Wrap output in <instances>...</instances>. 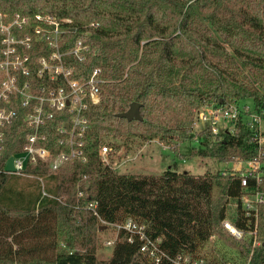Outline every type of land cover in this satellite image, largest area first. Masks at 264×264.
Here are the masks:
<instances>
[{"label":"trees","instance_id":"obj_1","mask_svg":"<svg viewBox=\"0 0 264 264\" xmlns=\"http://www.w3.org/2000/svg\"><path fill=\"white\" fill-rule=\"evenodd\" d=\"M0 10L31 19L37 13L70 19L63 22L68 30L62 49L83 38L89 51L86 61L70 55L67 64L82 80L100 67L104 80L100 102L87 111L88 160L46 176L49 195L38 180L11 182L12 174L0 171V264H154L140 252L141 241L129 242L124 232L111 257L98 260L97 236L104 229L99 230V217L80 206L85 200L98 202L107 223L132 216L147 224L170 254H208L215 247L207 242L211 235L244 256L249 253L250 242L236 240L222 226L231 201L239 203L243 192L238 176L171 168L161 174L121 173L102 162L100 148L120 149L108 138L128 144L135 138L179 143L198 137L194 152L200 156L221 162L257 156L258 142L242 118L234 131L221 132L220 140L209 131L196 132L193 125L203 104L251 100L256 110L264 108V0H0ZM34 40L29 53L35 76L37 59L50 48ZM132 102L141 104V120L118 115ZM14 107L19 114L3 129L0 169L31 132L24 110ZM61 121L57 114L42 129L47 138L41 144L54 151ZM27 171L40 174L46 168L29 166ZM79 190L85 197H78ZM237 213L235 222L245 226L240 206ZM259 224L258 238L264 241V217ZM253 263L264 264V244Z\"/></svg>","mask_w":264,"mask_h":264},{"label":"built area","instance_id":"obj_2","mask_svg":"<svg viewBox=\"0 0 264 264\" xmlns=\"http://www.w3.org/2000/svg\"><path fill=\"white\" fill-rule=\"evenodd\" d=\"M15 14L21 15L17 12ZM3 16V12L0 11L1 22ZM34 18L36 24L30 26L31 22L29 24L24 22L19 25L20 28L13 30V37L16 36V40L21 38V41H15L9 50L0 48V156L5 144L3 129L19 114V110L14 105L17 104L24 110L25 123L31 129L22 149L10 155L0 171L36 178L43 194L49 195L46 188V176L58 173L68 164L88 160L85 150V136L89 127L87 111L91 104L100 102L101 84L104 80L100 67L94 68L90 76L82 80L76 77V67L67 64L66 57L70 55L80 61H86L89 51V45L83 38H78L72 48L62 49L65 43L64 34L68 30V25H64L63 22H71L70 19L61 21L53 15L42 13H37ZM29 27L30 31L27 30ZM5 28H2V34L6 31ZM33 34H38L50 48L48 54H43L37 59L38 67L35 69V76L32 57L29 53L34 48ZM3 41L7 42L6 36ZM35 77L41 81H37ZM57 114L62 116L58 130L61 137L56 143L58 150L54 151L41 144V141L47 138L46 132L42 129L47 127ZM241 118L254 132L259 153L250 159H233L231 161L234 165L231 169L222 170L223 173L238 176L243 190L239 203H236L235 214H228L222 221V226L236 240L250 242L251 249L247 255H242L238 249L235 251L241 256L243 264H254L256 249L264 244V241L258 238L260 218L264 217V189L260 187L264 181L262 177L264 175V130L261 127L264 121V108L256 110L250 103L236 100L225 104H203L196 111L193 129L196 132L209 131L213 139L220 140L221 132L234 131L235 122ZM195 140L200 142L198 137ZM112 152L113 155L110 156ZM11 156L14 158L15 170L8 172L5 166ZM100 156L105 164L115 169L119 168L120 164L116 161L118 152L114 151L111 145L103 144L100 148ZM29 166H44L46 171L40 174L28 172ZM252 180L254 184L251 183ZM84 194V190H79L78 197H85ZM80 206L99 217L102 224L112 226L116 230V238L107 240V245L114 246L119 234L124 232L129 242H134L136 239L141 241L140 252L154 264H213L212 259L208 254L203 253V250L170 254L162 248L161 237H152L148 232L147 224L132 216H127L122 222L107 223L99 214L97 201L85 200ZM239 206L243 217L247 219L245 226H239L234 220L238 217ZM207 242L209 245L226 246L215 235H211ZM223 264L237 263L233 260Z\"/></svg>","mask_w":264,"mask_h":264},{"label":"rangeland","instance_id":"obj_3","mask_svg":"<svg viewBox=\"0 0 264 264\" xmlns=\"http://www.w3.org/2000/svg\"><path fill=\"white\" fill-rule=\"evenodd\" d=\"M2 12L4 16L2 17V22L0 21V48L9 50L15 41L22 40L21 38L16 40L17 37H13V30L20 28L19 25L21 23L28 22L27 24H29L35 18L31 19L29 16H21L15 13L9 14L7 11ZM2 28L6 30L4 34H2ZM19 35L21 34L19 33ZM5 36L7 42L3 41ZM33 36L35 39L42 40L38 34H33ZM32 42L35 46V40H32ZM245 102L253 105L251 100H245ZM261 127L264 130V121ZM108 139L121 144L116 158V161L120 164L118 170L121 173L161 174L171 168L179 172L189 171L192 174L198 175L208 171L230 170L234 165L232 161L221 162L213 158L198 155L197 152H194L195 150L197 151L196 148L199 146L196 140L165 143L157 138L152 140L135 138L133 141L128 140V144L126 143V145V140L123 138ZM11 174V182L18 180L24 182L25 179L37 180L36 178L26 176L20 177V175L15 173ZM236 203L237 200L231 201L228 207L229 215L235 214ZM97 237V258L98 260H108L112 255L114 246L107 245L106 241L116 238V230L112 226L107 225L106 229L99 232ZM226 246L215 245L214 248L210 247L208 255L212 259L213 264H223V262H231L233 260L237 264H243L241 256L235 250Z\"/></svg>","mask_w":264,"mask_h":264},{"label":"water","instance_id":"obj_4","mask_svg":"<svg viewBox=\"0 0 264 264\" xmlns=\"http://www.w3.org/2000/svg\"><path fill=\"white\" fill-rule=\"evenodd\" d=\"M222 102V101H220ZM140 107L141 104L138 102H132L129 109L119 113L118 115L121 117H125L129 120H132L134 118L136 119H142V115H141V111H140ZM5 170L8 172L14 171L15 167H14V158L11 156L5 166ZM107 225L106 224H102V226L100 227V231L103 229H106Z\"/></svg>","mask_w":264,"mask_h":264}]
</instances>
